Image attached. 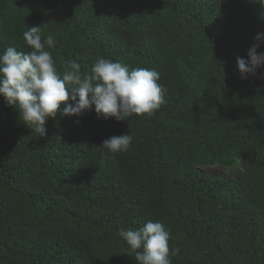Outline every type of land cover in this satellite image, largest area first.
Returning <instances> with one entry per match:
<instances>
[{
    "label": "trees",
    "instance_id": "obj_1",
    "mask_svg": "<svg viewBox=\"0 0 264 264\" xmlns=\"http://www.w3.org/2000/svg\"><path fill=\"white\" fill-rule=\"evenodd\" d=\"M34 26L54 35L58 71L100 56L155 69L166 103L128 121L58 113L38 136L0 96V264H137L118 232L149 220L170 231L172 264H264V67L237 66L264 32L260 6L0 0V53L30 51ZM127 132L129 151L100 148Z\"/></svg>",
    "mask_w": 264,
    "mask_h": 264
},
{
    "label": "clouds",
    "instance_id": "obj_2",
    "mask_svg": "<svg viewBox=\"0 0 264 264\" xmlns=\"http://www.w3.org/2000/svg\"><path fill=\"white\" fill-rule=\"evenodd\" d=\"M260 6L264 19V0H253ZM23 39L30 51L8 46L0 53V96L6 105L19 113V119L38 136L47 135L46 122L60 116H81L93 108L98 118L128 121L131 117L150 118L166 103V88L160 84L155 69L132 68L119 61L97 57L90 71L70 60L63 72L58 71L51 51L53 34L44 35L41 26L27 28ZM264 32L257 33L248 49V58L237 57L241 79L264 67ZM63 104V107L61 105ZM133 137L128 132L105 139L100 148L108 155L129 151ZM135 253L137 264H172L170 231L161 221L146 222L138 229L118 232Z\"/></svg>",
    "mask_w": 264,
    "mask_h": 264
},
{
    "label": "rangeland",
    "instance_id": "obj_3",
    "mask_svg": "<svg viewBox=\"0 0 264 264\" xmlns=\"http://www.w3.org/2000/svg\"><path fill=\"white\" fill-rule=\"evenodd\" d=\"M205 169L214 173L221 174L227 178L230 177V170L229 169H224L221 166L218 165H213V166H205Z\"/></svg>",
    "mask_w": 264,
    "mask_h": 264
}]
</instances>
